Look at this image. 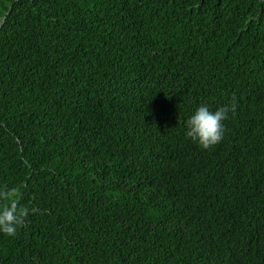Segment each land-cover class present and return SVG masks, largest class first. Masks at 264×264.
<instances>
[{
  "label": "trees",
  "instance_id": "trees-1",
  "mask_svg": "<svg viewBox=\"0 0 264 264\" xmlns=\"http://www.w3.org/2000/svg\"><path fill=\"white\" fill-rule=\"evenodd\" d=\"M11 201L0 264H264V0H0Z\"/></svg>",
  "mask_w": 264,
  "mask_h": 264
},
{
  "label": "clouds",
  "instance_id": "clouds-1",
  "mask_svg": "<svg viewBox=\"0 0 264 264\" xmlns=\"http://www.w3.org/2000/svg\"><path fill=\"white\" fill-rule=\"evenodd\" d=\"M235 110L234 98L232 103L217 107L215 110L207 103L200 104L186 120L185 137L206 150L217 145L224 138V122ZM24 214L23 210L18 209L15 201L0 208V233L14 236L18 226L22 224Z\"/></svg>",
  "mask_w": 264,
  "mask_h": 264
}]
</instances>
